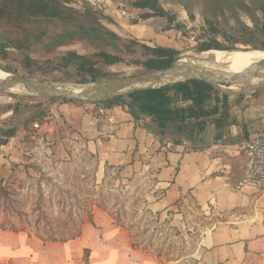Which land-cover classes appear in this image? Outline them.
Wrapping results in <instances>:
<instances>
[{
    "label": "crops",
    "instance_id": "0c3cea01",
    "mask_svg": "<svg viewBox=\"0 0 264 264\" xmlns=\"http://www.w3.org/2000/svg\"><path fill=\"white\" fill-rule=\"evenodd\" d=\"M96 1L113 4L106 6L117 15L115 25H110L112 31L151 46L177 48L164 39L174 31L172 27L157 32L158 20L163 17L143 19L142 14L151 10L134 7L131 3L135 0ZM247 93L242 92V98L241 94L230 95L235 124L227 127L220 141L199 150H191L187 143L160 142L134 120L127 107L55 104L49 118L35 122L38 127L33 123L29 129L21 128L15 138L0 145V182L10 178L15 165L26 162L29 148L45 149L65 159L75 148L83 147L102 168H121V177L147 172L152 186L146 206L159 215L161 223L180 226L184 213L179 208L192 205L205 218L217 215L198 241L195 254L199 264H264V189L258 191L246 181L248 157L243 149L246 140L264 130V89ZM151 156L158 161H145ZM131 234L111 213L95 206L93 220L86 221L81 235L69 241H45L24 231L0 228V261L161 264L156 253L133 247Z\"/></svg>",
    "mask_w": 264,
    "mask_h": 264
},
{
    "label": "trees",
    "instance_id": "16d2710c",
    "mask_svg": "<svg viewBox=\"0 0 264 264\" xmlns=\"http://www.w3.org/2000/svg\"><path fill=\"white\" fill-rule=\"evenodd\" d=\"M131 4L136 8L151 10L142 14L143 19L164 17L167 14L159 0H135ZM95 15L91 7L79 10L68 5V0H0V59L6 63V69L15 73L19 69L15 66L19 65L30 72L61 73L65 81L81 85L119 77L111 72L112 66H132L139 73H144L168 68L179 60L180 52L177 48L151 46L135 38L121 36L99 22H94L92 19L96 18ZM214 49L235 48L214 42L203 44L199 51ZM252 49L264 50V47L256 46ZM0 66H3L1 62ZM243 96L241 94L239 98ZM120 97L132 103L133 107L128 111L134 120L160 142H164L166 136L173 137L171 140L174 145H184L192 140L195 143L203 142V135L210 127L216 130L214 140L220 141L227 127L235 124L230 112L233 103L230 95L203 81L185 80L159 87L136 88L103 101L105 106H101V103L96 105L103 108L126 107L119 103ZM62 102L84 103L64 98L18 96L16 102L0 104V145H6L15 138L21 128L29 129L31 124L49 118L52 107ZM108 168L113 169L112 166ZM119 171L118 177L121 176ZM21 192L1 179L0 210L4 219L0 217V228L24 231L45 241H69L81 235L83 224L93 220V208L98 206L111 213L119 225L132 233L133 227L126 225L119 213L109 209L102 200H93L85 210L86 218L79 230L67 237L58 236L61 232L57 228L49 227L48 223L44 224L46 228L36 223L32 226L29 214L17 210L14 204ZM37 211L40 213L39 224L46 219V215L41 206ZM145 214L153 218L152 222L157 226L163 225L166 229L163 233L164 242L157 252L154 251L161 258L163 247L168 241V232L178 229L169 226L168 221L161 223L159 215L147 206ZM14 217H19L20 226L13 221ZM131 237L133 247L153 252L151 247L141 245V239L136 242L132 234Z\"/></svg>",
    "mask_w": 264,
    "mask_h": 264
},
{
    "label": "rangeland",
    "instance_id": "374dc122",
    "mask_svg": "<svg viewBox=\"0 0 264 264\" xmlns=\"http://www.w3.org/2000/svg\"><path fill=\"white\" fill-rule=\"evenodd\" d=\"M159 2L163 8L167 9V14L163 19L158 20L157 32L161 33L167 27H172L170 29L174 31H170V36L165 34L164 39L177 46L180 52L178 59L181 62L185 60V64L210 56L199 51L200 47L207 43L218 42L225 47L235 48L232 50L264 52L261 49H252L256 46L264 47V0H159ZM109 4L111 5L104 2L101 5V1L95 2V0L94 2L68 0V5L79 10L91 7L96 13V18L92 20L112 30L110 25H115L114 16L117 15L107 10L106 6H113L111 2ZM0 62L3 70L15 73L6 69L7 65L1 59ZM240 63L242 61L226 66L228 68ZM15 67L19 68L18 73L15 74L37 80L49 79L62 86H81L83 90L90 87L88 84L82 86L67 82L61 73L44 74L41 71L30 72L19 65ZM251 69H247V72L242 71L240 75L247 74ZM110 70L115 76L139 74L136 68L125 65L112 66ZM170 82L169 80L167 83ZM253 84L264 89V77L258 73L250 84L218 88L229 95L236 96L242 94L245 87ZM18 96L41 98L28 93L18 94L7 90L0 92V104L16 102ZM105 105L101 102V106ZM215 134L216 130L210 127L203 135V142L195 143L192 140L187 144L193 150L195 147L215 141ZM171 138L166 136L165 142H172ZM28 152L26 162L16 167L6 181L12 187L22 191L17 196L18 201L14 206L24 214H29L28 218L32 226L36 223L41 228H46L44 224L48 223L49 227L51 225L60 230L61 234L58 236H70L82 226L86 218L85 210L89 208L92 201L102 200L109 209L119 213L126 225L133 227L134 241L141 239V245L151 247L153 253L160 249L161 243L165 240L163 233L166 229L163 225L157 226L152 222L153 218L145 214L147 194L150 193L152 186V177H149L147 172L132 178L118 177V170L109 169L108 166L102 168L95 156L89 154L83 147L75 148L65 159H59L45 149L29 148ZM155 159L151 156L145 158V161L154 160L155 163L158 161L157 157ZM39 206L45 213L46 219L38 224ZM179 209L184 213V223L180 226L172 225L178 230L168 232L169 237L163 247L161 264H199L195 254L198 241L203 230L215 221L217 215L205 218L202 211L195 205L187 209ZM1 211L0 217L3 220ZM18 218L14 217L13 221L20 226ZM0 264L8 263L0 261Z\"/></svg>",
    "mask_w": 264,
    "mask_h": 264
},
{
    "label": "water",
    "instance_id": "95a60500",
    "mask_svg": "<svg viewBox=\"0 0 264 264\" xmlns=\"http://www.w3.org/2000/svg\"><path fill=\"white\" fill-rule=\"evenodd\" d=\"M261 69H264V59L252 64V69L247 74L225 76L213 72L193 71L190 68V65L178 60L168 68L119 76L110 80L91 83L88 84L90 87L87 88V90L80 92L68 89L65 86L60 85V83L51 80H37L8 72V76L0 80V92L7 91L16 86H21L28 94L39 96L41 98H64L96 104L121 96L136 88H145L146 86L143 85L154 80H170V83L185 80H198L215 87L246 85L252 83ZM118 101L128 109L133 107L132 103L123 97H120Z\"/></svg>",
    "mask_w": 264,
    "mask_h": 264
},
{
    "label": "bare ground",
    "instance_id": "6f19581e",
    "mask_svg": "<svg viewBox=\"0 0 264 264\" xmlns=\"http://www.w3.org/2000/svg\"><path fill=\"white\" fill-rule=\"evenodd\" d=\"M208 55V57H204L202 59L192 60L189 62L188 65H190V68L193 71L196 72H213L218 73L220 75L225 76H234V75H240L242 71H246L247 69L252 68V64L259 62L260 60L264 59V52L261 51H246L242 49L238 50H210L208 52H205ZM245 60H249L246 62ZM239 65L235 64L231 67H228L226 65L233 64L236 62H240ZM185 60H182V63H184ZM247 72V71H246ZM259 74L264 77V69H261ZM8 76V72L4 71L0 68V80L6 78ZM169 82V80H154L151 81L143 86L146 87H159ZM1 83V82H0ZM1 85V84H0ZM68 89H72L74 91L80 92L83 91V88L81 86L72 87L63 85ZM161 88V87H160ZM258 88L253 84L250 87H245L242 91L243 92H250ZM12 93H18V94H24L27 93V91L22 88L21 86H16L8 90Z\"/></svg>",
    "mask_w": 264,
    "mask_h": 264
},
{
    "label": "built area",
    "instance_id": "2783aa9c",
    "mask_svg": "<svg viewBox=\"0 0 264 264\" xmlns=\"http://www.w3.org/2000/svg\"><path fill=\"white\" fill-rule=\"evenodd\" d=\"M35 127L39 124L35 123ZM243 149L248 157L246 181L258 191L264 189V130L243 143Z\"/></svg>",
    "mask_w": 264,
    "mask_h": 264
}]
</instances>
